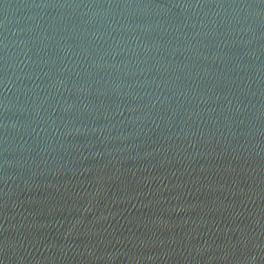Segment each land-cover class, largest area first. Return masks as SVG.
I'll list each match as a JSON object with an SVG mask.
<instances>
[{
  "label": "water",
  "instance_id": "95a60500",
  "mask_svg": "<svg viewBox=\"0 0 264 264\" xmlns=\"http://www.w3.org/2000/svg\"><path fill=\"white\" fill-rule=\"evenodd\" d=\"M0 264H264V0H0Z\"/></svg>",
  "mask_w": 264,
  "mask_h": 264
}]
</instances>
